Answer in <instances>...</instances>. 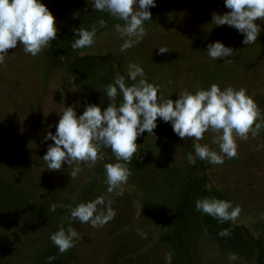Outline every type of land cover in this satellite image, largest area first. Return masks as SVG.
Masks as SVG:
<instances>
[{"label":"rangeland","instance_id":"rangeland-1","mask_svg":"<svg viewBox=\"0 0 264 264\" xmlns=\"http://www.w3.org/2000/svg\"><path fill=\"white\" fill-rule=\"evenodd\" d=\"M41 3L55 17L59 30L55 45L67 49L70 56L58 57L50 47L32 56L18 43L0 64V183L22 191L28 206L34 203L50 209L56 204L53 233L62 227L67 229L69 224L76 229L80 239L68 250L70 260L60 257L61 264H264V147H258L264 143V131L256 138L249 135L247 140H237L235 158L225 157L222 164L202 161V170L197 163L190 165L186 157L190 152L195 156L193 146L197 142L219 152L212 142L214 134L205 133L201 141L183 140L167 131L172 128L171 122L169 126L159 123L154 135L145 131L137 138L140 150L128 165L132 175L119 196L108 193L105 183L104 165L116 163L110 148L102 149L104 159L94 166L81 164V172L72 180L70 172L75 165L69 167L65 162L61 170L49 171L42 159L54 145L45 136L48 132L55 134L62 115L58 111L72 106L79 116L88 104L103 110L107 105L98 102V95L114 83L117 68L128 74L130 63L142 67L143 78L160 85L166 99L176 100L180 91L195 93L216 83L222 90L227 86L246 89L264 115V20L256 21L261 27L256 43L246 45L243 33L212 22L213 14L230 11L225 0H155V7L148 9L151 20L144 22L147 35L121 52L127 37L121 38L115 25L124 22L107 12L95 11L92 0ZM100 19L107 21V27H98L95 44L73 50L71 44L78 38L75 30H90ZM216 41L233 48L236 55L211 59L207 47ZM161 46L169 51L159 53ZM86 54L92 57L77 71L67 66V59ZM100 55L115 62L98 58ZM225 59L231 62L224 63ZM125 83L128 86L134 82L125 79ZM122 99V94L118 95L117 105ZM195 176L200 177L201 187L196 190L203 191L197 200L217 198V189L233 206H241L235 223H221L197 211L195 203L180 208L194 190ZM98 196L112 201L116 213L112 220L97 228L70 221V210L63 206L75 207ZM241 226L259 240V246L241 232ZM18 228L7 232L13 245L0 250V264H28L29 256L49 243L48 239H44L46 243L37 240L31 246L28 242L32 238L20 236L24 229ZM225 228L231 229V236L219 235ZM32 229L40 235L47 230L39 221ZM140 232L147 233V238ZM231 253L238 259L230 261Z\"/></svg>","mask_w":264,"mask_h":264},{"label":"clouds","instance_id":"clouds-1","mask_svg":"<svg viewBox=\"0 0 264 264\" xmlns=\"http://www.w3.org/2000/svg\"><path fill=\"white\" fill-rule=\"evenodd\" d=\"M92 7L124 22L115 25V31L121 38L127 37L120 47L123 52L140 43L147 35L144 22L151 20L152 14L148 9L155 7V0H92ZM225 7L230 11L223 15L213 14L214 25L227 24L244 34V44L256 43L261 32L256 21L264 20V0H225ZM98 27H107V21L100 19L98 24L91 25L90 30L77 28L75 33L78 38L74 39L71 48L78 50L93 46ZM58 31L54 15L41 0H0V64L4 63L10 49L17 48L18 43L23 45L25 53L37 56L50 47ZM168 51L166 46L159 47L161 54ZM207 53L213 60L236 55L233 48L219 41L208 44ZM230 62V59L224 60V63ZM143 77V68L130 63L128 78L134 83L126 86L125 77L118 73L114 83L104 88L111 102L103 110L99 105L88 104L83 113L77 116L74 107H62L58 111L62 115L55 134L48 132L45 136V140L54 141L42 158L46 168L49 171L61 170L65 162L69 167L75 165L70 172L72 180L81 172V164L94 166L104 159L102 149L110 148L116 163L104 165L105 183L108 193L119 196L123 195L122 185L132 175L128 165L140 150L137 138L145 131L154 135L158 118L166 123L171 122L173 131L183 140L192 138L193 141H201L205 133L214 134L212 142L218 145L219 152L208 144L197 142L194 144L195 156L190 152L186 157L190 165H195L197 159L222 164L225 157L232 159L238 155L237 140H247L249 135L256 138L264 131V115L244 88L237 90L227 86L222 90L213 83L210 88L198 89L195 93L180 91L179 98L173 100L163 96L160 85L149 83ZM71 90H76L75 85ZM120 94L123 99L117 105L116 99ZM258 147H264V143ZM111 205L110 199L106 202L103 196H98L75 207H63L69 208L70 221L79 220L97 228L115 217ZM56 208L57 205L53 204L49 210L54 212ZM195 208L221 223H235L242 211L241 206H233L230 201L207 197L196 200ZM231 234L228 228L219 232L221 237ZM140 235L147 238V233L140 232ZM50 239L60 253H64L75 247L80 235L69 224L67 229L62 227L53 233ZM55 258L50 256L48 259ZM237 259V254L229 255L230 261Z\"/></svg>","mask_w":264,"mask_h":264},{"label":"trees","instance_id":"trees-1","mask_svg":"<svg viewBox=\"0 0 264 264\" xmlns=\"http://www.w3.org/2000/svg\"><path fill=\"white\" fill-rule=\"evenodd\" d=\"M56 39L53 40L50 45V49L52 53L58 57L61 55H64L65 58H68V56H70V53L64 47H61V48L57 47L55 45ZM91 57L92 56L88 54L81 55V56H75L73 60L67 59V63H68L67 66L70 69H73V71H77L80 67H82L87 62H89ZM97 57L113 61V58H110L108 56L100 55ZM117 70L119 74L125 77V79L130 80L128 78V74L123 73L121 68H117ZM97 100L100 104H102L103 107L106 105L108 106V103H110L105 91L98 95ZM159 123H164V121L158 118L157 124ZM169 124L170 122H167L168 126ZM167 131L170 133V135L174 136V131L172 128L168 127ZM190 144L193 145L191 142ZM193 149H195L194 146H193ZM196 163L199 164L202 170L204 169V165L202 161L197 159ZM199 179L200 177H196V176L193 178L194 190L187 194L186 199L182 202V206H180V208L185 207L189 203L194 204L197 200L196 197L202 195L203 191L196 190L197 186L201 188L199 181H198ZM214 194L217 197V199L226 200L225 196L217 189L216 190L214 189ZM54 213L55 212L50 211L49 208H46L45 206H39L34 203L28 206L27 198L25 197L22 191H19V190L14 191L12 190L11 185H3L0 183V250H4L6 248L8 249L10 245H13L7 232L11 228L18 226L19 227L18 230H20L21 228L24 229V231L21 232L20 236L28 235L29 237L32 238L31 242L30 241L28 242V243H32L31 246H33V244L35 246V242H37V240L39 242L43 241V243H46L44 239L49 240L48 245L46 243L45 247L44 246L42 248L40 247L38 252H35L34 255L29 256L30 259H29L28 264H61L60 257L63 258V261L70 260L68 251L64 253H60L58 247L55 246L50 239V236L53 234V231H54L52 230L54 227L53 226L54 221H52ZM38 221L42 222L43 226L47 228V230L42 235L36 232L35 229H32L33 224ZM239 229L241 230V232H244L247 235L250 241L257 243V246L260 245L259 240H256L245 227L241 226L239 227ZM14 240H15V237H14ZM38 245L40 246V244ZM20 250L21 248H18V251ZM50 256H54L56 258L53 260H49L48 258ZM8 263L9 262H6L4 264H8Z\"/></svg>","mask_w":264,"mask_h":264},{"label":"water","instance_id":"water-1","mask_svg":"<svg viewBox=\"0 0 264 264\" xmlns=\"http://www.w3.org/2000/svg\"><path fill=\"white\" fill-rule=\"evenodd\" d=\"M174 135H175V136H178L175 132H174Z\"/></svg>","mask_w":264,"mask_h":264}]
</instances>
